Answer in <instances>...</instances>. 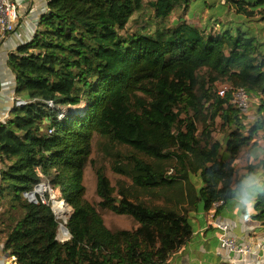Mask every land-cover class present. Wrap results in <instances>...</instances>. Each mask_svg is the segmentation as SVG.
Returning a JSON list of instances; mask_svg holds the SVG:
<instances>
[{"label":"trees","instance_id":"obj_1","mask_svg":"<svg viewBox=\"0 0 264 264\" xmlns=\"http://www.w3.org/2000/svg\"><path fill=\"white\" fill-rule=\"evenodd\" d=\"M45 1L33 40L9 59L17 100L25 104L15 103L0 124L5 251L17 264H165L193 228L175 207L154 204L158 190L181 201L180 186L200 174L199 199L206 211L221 203L218 215L240 188L235 158L264 133V0ZM147 7L156 21L176 10L187 17L171 28L158 22L153 32L128 31ZM206 10L212 14L202 23ZM226 85L258 100L255 124L231 95L219 96ZM219 121L228 133L222 141L214 138ZM96 137L131 148L112 165L131 185L113 186L92 158ZM89 164L97 204L86 198ZM43 183L73 208L65 224L70 240L58 239L64 221L50 193L46 203L25 197ZM101 210L138 227L110 229ZM256 212L264 226V186Z\"/></svg>","mask_w":264,"mask_h":264},{"label":"crops","instance_id":"obj_2","mask_svg":"<svg viewBox=\"0 0 264 264\" xmlns=\"http://www.w3.org/2000/svg\"><path fill=\"white\" fill-rule=\"evenodd\" d=\"M20 5L21 20L17 30L9 36L0 47V124L9 120L10 113L15 105L16 76L9 66L10 56L17 54L18 49L33 40L40 28V20L47 10L45 0H15ZM251 117L248 116L247 124L253 125L259 119L256 104ZM252 123H251V121ZM251 123V124H250ZM264 133L257 136L252 146L244 148L235 158L233 166L236 170V179L240 181V188L236 199L231 202L221 213L216 216L217 210L211 208L206 211L204 203L199 199L203 187L201 175H191L189 184L184 183L180 188L181 201L176 200L163 190H158V199L154 204L160 206H173L178 211L186 214L193 228L189 242L179 250L172 253L165 264H264V226L256 220V200L264 186V172L259 179L244 187L243 181L252 174L264 168ZM222 141V140H221ZM231 155L224 152L223 157L230 160ZM258 166L250 172L249 166ZM1 170V164H0ZM243 185V186H242ZM244 189L245 193L240 194ZM171 191V190H170ZM250 198L253 201L251 213L243 211V201ZM135 224H134V223ZM127 228L132 230L138 227L133 220ZM223 223L230 227V237L239 247H247L250 252L240 254L223 250L220 237L222 232L214 225ZM0 264H17L16 257L5 251V238L0 233Z\"/></svg>","mask_w":264,"mask_h":264},{"label":"rangeland","instance_id":"obj_3","mask_svg":"<svg viewBox=\"0 0 264 264\" xmlns=\"http://www.w3.org/2000/svg\"><path fill=\"white\" fill-rule=\"evenodd\" d=\"M209 13V14H208ZM212 14V11L206 10V13L204 15V19L202 21V23L206 20L205 18H209ZM186 18L187 16L181 12L180 10H176L168 19L162 21V20H155L154 19V14L153 11L147 7L145 9V11L141 14H137L131 21L130 25L128 26V31L130 32H136V31H150L153 32L156 30L157 26H158V22H162V24L160 25H164L166 27H173L176 23V21L179 20V18ZM232 18V16H228L226 18L222 17L220 18V20H218V22H222V23H228L229 20ZM215 24V22H214ZM257 103V100L253 99L252 102ZM255 104L252 103L251 105V110L250 113L248 114V116L251 117V113L253 114V111L256 110L255 109ZM84 106H80L77 107V109H80ZM251 121V120H250ZM252 123V121H251ZM250 123V124H251ZM222 123L221 121L218 122V126L216 127V132L214 133V138L219 139V140H223L226 136H227V132H225L222 128H220ZM199 128L201 129L202 126H199ZM131 148L127 147V146H112L109 145V143L106 140L100 139L99 137H96V140L94 142V147H93V156L92 158L97 162L98 165H103L106 167L107 169V175L110 178V180L112 181L113 186H115L116 188H119L121 184H124V186L126 185H131L132 181L129 178H125L122 177L120 175L115 174L112 171V165L114 162V157L117 155H121V156H128L131 152ZM107 153H110L111 157L107 156ZM262 172H264V168H262L260 170V173H254L252 174L250 177H248L247 179H244L243 181V185L244 187H248L250 185H252L255 180L259 179L260 174H263ZM242 185V186H243ZM85 186L87 188V194H86V198L88 199V201H90L93 204H97L100 199L97 195V182H96V175H95V171L92 168L91 164L88 165L87 171H86V175H85ZM245 190L241 189L240 190V194H244ZM246 194V193H245ZM37 197H41V199L43 198L42 195H38ZM59 198H56V195L54 193V196L51 197L52 199V204L55 203V201L60 200L63 201V199L61 197V195H58ZM66 207V216L67 218L72 215L73 213V208L70 205H65ZM64 207V208H65ZM5 208H0V213L4 212ZM106 225L110 228V229H119V228H127L130 227L132 225L133 219L129 218V217H125V216H118L110 211H103L101 210ZM63 220V219H61ZM134 223V222H133ZM135 224V223H134ZM64 231L62 230L61 233V237L63 238L64 235Z\"/></svg>","mask_w":264,"mask_h":264},{"label":"built area","instance_id":"obj_4","mask_svg":"<svg viewBox=\"0 0 264 264\" xmlns=\"http://www.w3.org/2000/svg\"><path fill=\"white\" fill-rule=\"evenodd\" d=\"M21 18L20 5L15 0H0V47L9 36L16 32L17 25ZM218 94L222 98H225L227 95H231V102L242 114L248 116L250 113L252 98L244 87L226 85L221 87ZM15 103L18 106L25 104V102L21 100H15ZM40 186L45 190L41 195L43 196V203H46L44 198L45 194L50 193L52 197L54 196V191L49 187V185L45 183L40 184ZM220 206L221 203H216L212 208L217 210ZM214 225L222 232L220 241L221 248L223 250H229L230 252H236L240 254L250 252V249L247 247L237 246L236 242L230 237L231 229L228 225L220 222L215 223Z\"/></svg>","mask_w":264,"mask_h":264},{"label":"water","instance_id":"obj_5","mask_svg":"<svg viewBox=\"0 0 264 264\" xmlns=\"http://www.w3.org/2000/svg\"><path fill=\"white\" fill-rule=\"evenodd\" d=\"M40 188H42V187L39 185V186H38L33 192L25 194V197H26L30 202L37 203V202H38V201H37V196L42 194V193H40V192L38 191ZM56 202H57V201H55V203H56ZM55 203L53 204V210H54V213H55L56 217H57L58 219H60L59 216H58V213H57V209H56V207H55V206H56ZM63 203H64V204H67V203L65 202V200H63ZM67 205H68V204H67ZM69 217H71V215H70ZM69 217L66 218L65 220H63L64 223L61 224L60 227H59L58 239H59L60 241H62V242L67 241V240H70L71 237H72L71 234H70L69 229H68V228L66 227V225H65V224L67 223ZM62 230H63L64 233H65V234H64L65 236H64L63 238L61 237Z\"/></svg>","mask_w":264,"mask_h":264},{"label":"bare ground","instance_id":"obj_6","mask_svg":"<svg viewBox=\"0 0 264 264\" xmlns=\"http://www.w3.org/2000/svg\"><path fill=\"white\" fill-rule=\"evenodd\" d=\"M38 191H39L40 193H43L45 190H44V188H40ZM56 201H57V200H56ZM55 205H56L55 207H56V209H57V213H58L59 218L65 220V219L67 218L65 212H67V211H66L65 209H63V207H65V205H67V204H64L63 201L58 200V201L55 203ZM62 209H63V210H62Z\"/></svg>","mask_w":264,"mask_h":264},{"label":"clouds","instance_id":"obj_7","mask_svg":"<svg viewBox=\"0 0 264 264\" xmlns=\"http://www.w3.org/2000/svg\"><path fill=\"white\" fill-rule=\"evenodd\" d=\"M243 211L251 213L253 210V201L250 198H246L243 201Z\"/></svg>","mask_w":264,"mask_h":264}]
</instances>
